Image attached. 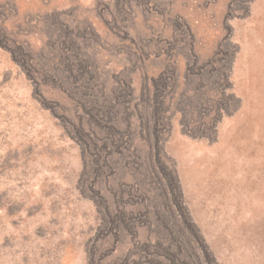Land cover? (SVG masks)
I'll list each match as a JSON object with an SVG mask.
<instances>
[{"label": "rangeland", "instance_id": "obj_1", "mask_svg": "<svg viewBox=\"0 0 264 264\" xmlns=\"http://www.w3.org/2000/svg\"><path fill=\"white\" fill-rule=\"evenodd\" d=\"M0 264H264V0H0Z\"/></svg>", "mask_w": 264, "mask_h": 264}, {"label": "trees", "instance_id": "obj_2", "mask_svg": "<svg viewBox=\"0 0 264 264\" xmlns=\"http://www.w3.org/2000/svg\"><path fill=\"white\" fill-rule=\"evenodd\" d=\"M78 67V66H77ZM66 70V68H65ZM88 70L83 69V67H78V69L75 71L72 68H68L65 73H66V79L69 80L71 79L72 82L74 84H77L78 87L80 88V92L83 95V97L85 98H89L90 100L88 102H90V105L92 104L94 106V99L92 98L91 92L92 89L91 85L89 86V81L86 82L85 78L88 77L87 74ZM154 84V87L157 85V80H153L152 81V85ZM92 106V108L90 109V111H87V109L85 110V114L87 115L88 121L87 124L92 123V121H94V119H98V121L103 120L104 123L107 122V120L110 118L111 112L110 109H104V110H100L99 109H95L96 113H97V117H95V115L91 112L94 107ZM87 111V112H86ZM153 118L156 119V113L153 115ZM110 122V120L108 121ZM107 124V123H106ZM105 124V125H106ZM87 128L89 129V127L87 126ZM105 128V126H104ZM84 129H82L83 131ZM106 131H104L105 134V140L103 141L104 145H107L108 143L113 142L112 137L110 136L113 133V129H109V127L107 126ZM83 132H85L86 136H82V140H80V143H85L84 146H82L83 151H85V148H87V145H90V142L92 141L93 147H94V138H95V133H94V129H89V130H84ZM75 133V132H74ZM73 133V134H74ZM76 135L74 134L73 138H75ZM89 149V148H88ZM104 150H106V147L103 148ZM95 155V154H92ZM91 155V156H92Z\"/></svg>", "mask_w": 264, "mask_h": 264}]
</instances>
